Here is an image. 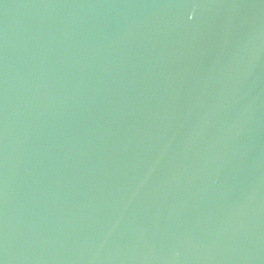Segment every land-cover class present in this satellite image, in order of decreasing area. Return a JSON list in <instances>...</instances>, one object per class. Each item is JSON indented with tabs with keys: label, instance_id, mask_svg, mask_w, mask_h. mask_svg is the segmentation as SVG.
I'll return each mask as SVG.
<instances>
[{
	"label": "water",
	"instance_id": "1",
	"mask_svg": "<svg viewBox=\"0 0 264 264\" xmlns=\"http://www.w3.org/2000/svg\"><path fill=\"white\" fill-rule=\"evenodd\" d=\"M0 264H264V0H0Z\"/></svg>",
	"mask_w": 264,
	"mask_h": 264
}]
</instances>
